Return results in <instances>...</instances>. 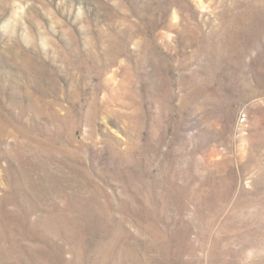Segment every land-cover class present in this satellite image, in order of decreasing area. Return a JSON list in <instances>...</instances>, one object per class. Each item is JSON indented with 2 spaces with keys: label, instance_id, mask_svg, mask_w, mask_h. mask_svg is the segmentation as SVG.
Masks as SVG:
<instances>
[{
  "label": "rangeland",
  "instance_id": "1",
  "mask_svg": "<svg viewBox=\"0 0 264 264\" xmlns=\"http://www.w3.org/2000/svg\"><path fill=\"white\" fill-rule=\"evenodd\" d=\"M0 264H264V0H0Z\"/></svg>",
  "mask_w": 264,
  "mask_h": 264
}]
</instances>
